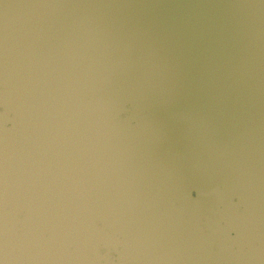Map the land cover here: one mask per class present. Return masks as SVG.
Returning <instances> with one entry per match:
<instances>
[{
  "label": "water",
  "instance_id": "water-1",
  "mask_svg": "<svg viewBox=\"0 0 264 264\" xmlns=\"http://www.w3.org/2000/svg\"><path fill=\"white\" fill-rule=\"evenodd\" d=\"M0 38L41 170L4 264H264V0H0Z\"/></svg>",
  "mask_w": 264,
  "mask_h": 264
},
{
  "label": "snow or ice",
  "instance_id": "snow-or-ice-1",
  "mask_svg": "<svg viewBox=\"0 0 264 264\" xmlns=\"http://www.w3.org/2000/svg\"><path fill=\"white\" fill-rule=\"evenodd\" d=\"M6 42L0 38V264L9 250L24 255L32 252L41 237L29 223V213L36 197L35 177L40 168L33 160L34 149L26 137L18 148H13L9 130V95L5 78ZM64 163L76 171L70 161L74 155L71 147V134H65L60 141ZM56 163H60L56 159ZM53 165H49L51 168ZM81 176L74 175L73 178ZM106 233L97 234L99 245L105 243Z\"/></svg>",
  "mask_w": 264,
  "mask_h": 264
}]
</instances>
